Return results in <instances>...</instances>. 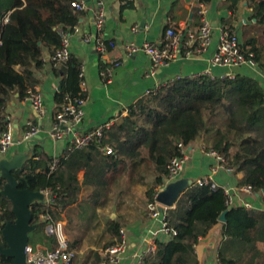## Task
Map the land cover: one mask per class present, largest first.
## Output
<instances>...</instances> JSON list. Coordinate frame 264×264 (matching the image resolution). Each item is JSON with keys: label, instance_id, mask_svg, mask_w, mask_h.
<instances>
[{"label": "trees", "instance_id": "trees-1", "mask_svg": "<svg viewBox=\"0 0 264 264\" xmlns=\"http://www.w3.org/2000/svg\"><path fill=\"white\" fill-rule=\"evenodd\" d=\"M72 1L0 0V132L7 123L5 107L10 96L17 92L19 99L25 97L26 89L37 84L33 69L43 64L44 51L51 54L60 46V31L70 33L79 22L81 12L71 5ZM239 1L225 0L228 10H234ZM247 1L251 18L264 26V0ZM4 16L6 21L2 22ZM254 42V38L248 39L245 47L256 60L260 49ZM79 65L71 56L61 66L62 82L54 94V115L66 95L84 96L79 90ZM202 134L211 149L225 158L226 167L243 172L239 184L250 185L255 194L261 195L264 205V91L256 79L241 74L219 78L198 74L167 81L133 103L128 114L112 124L100 142L65 151L54 170L49 169L53 158L35 146L31 156L11 174L20 189H50L54 202L47 211L55 219L78 201L82 186L92 187L83 204L93 208L104 204L110 185L119 182V175L129 169L142 184L147 176H153L146 189V197L151 200L155 187L164 183L170 158L181 154L178 143L188 147ZM106 145L112 148L111 153L104 151ZM232 147L236 148L233 153ZM81 170L83 179L79 183ZM3 184L0 177V190ZM42 206L39 200L29 205L36 233L44 226L40 219L45 213ZM11 208L10 200L0 193V221L14 220ZM81 208L86 211L84 206ZM223 211L220 264H264V253L258 246L264 244V210L241 205L227 209L222 187L210 189L197 184L188 185L175 208L167 210L168 225L176 234L157 239L155 251L145 257L146 264H198L193 245L219 222ZM118 230L116 225L117 235ZM73 237L67 241L70 250L81 241L79 235ZM0 245H5L1 236ZM0 263L11 264V259L0 254Z\"/></svg>", "mask_w": 264, "mask_h": 264}, {"label": "crops", "instance_id": "crops-1", "mask_svg": "<svg viewBox=\"0 0 264 264\" xmlns=\"http://www.w3.org/2000/svg\"><path fill=\"white\" fill-rule=\"evenodd\" d=\"M96 1L84 0L85 8L80 9L79 22L76 24L80 32H70L67 36L70 55L84 68L83 129H92L105 122H120L128 114L130 106L145 96L147 90H155L178 77L205 74L211 78H219L227 73L230 76L241 74L256 79L264 91V35L259 30L260 24L251 18V7L247 0L239 1L232 11L228 10L225 0H207V17L212 27L211 44L200 53L177 58L159 67L154 75H149V59L144 53L137 52L126 56L123 45L127 42L141 44L144 41L159 40L167 21L184 35L187 29L196 30L200 23L198 0H103L105 20L102 35L114 40L116 45L102 55L96 51L92 42H84L82 39L83 33L97 34L93 14ZM134 25L138 27L136 33L131 32ZM224 25L234 29L245 50H249V47H245V42L251 38L255 39L254 45L260 49L256 54L255 65L245 63L229 68L210 63L218 42L219 30ZM49 55L50 51L45 50V62L41 67L33 69L37 79L35 86L42 95L44 114L37 115L27 101L19 99L17 92L12 94L5 107V114L7 122L12 126L13 144L5 154H0V158L9 159L16 154L27 157L32 154L35 146L43 149L52 158L68 151L65 141L52 140L48 135L56 109L54 94L61 88L63 65L51 66L47 62ZM113 59L119 61V65L112 69V75L107 78L103 71ZM27 120L37 123L40 132L31 139L23 140L22 134ZM235 150L236 148L232 147L230 152ZM211 151L213 150L210 142L206 135L202 134L186 147L189 159L181 174L173 181H183L191 185L203 175H211L219 187L230 191L236 205H239L240 200H245L253 209L264 210L261 195L239 191L244 185L239 184L243 172L227 171L225 163L220 164ZM213 166L216 167L215 173L211 171ZM152 177L147 176L145 184H142L138 182V175H133L130 169L127 170L119 175V182L110 185L108 200L95 208L83 204L82 201L91 192L92 187H81L78 201L64 209L58 219L53 218L61 224L67 241H71L75 235L81 238L78 247L72 249V264H93L96 261L98 264H135V254L145 247L148 238L157 240L170 237L160 230L158 220L147 216L146 189L151 184ZM82 179L81 170L78 173L79 183ZM183 191L171 206L166 207L167 209L175 208ZM83 206L87 212L81 208ZM221 223L219 221L214 224L207 234L201 236L194 244L197 263L220 264L219 248L223 243ZM116 225L126 229L127 250L120 261L110 263L107 261L105 249L118 237L114 231ZM41 232V240L35 243L34 249L44 251L53 248L56 238L48 236L43 230Z\"/></svg>", "mask_w": 264, "mask_h": 264}, {"label": "built area", "instance_id": "built-area-1", "mask_svg": "<svg viewBox=\"0 0 264 264\" xmlns=\"http://www.w3.org/2000/svg\"><path fill=\"white\" fill-rule=\"evenodd\" d=\"M71 5L77 9L85 8L84 0H74ZM199 19L200 23L196 30L187 29L185 35L179 29H177L170 21L166 22L164 32L161 38L157 41H144L141 44L135 42H127L123 45L124 53L126 56H132L137 52L144 53L149 59V75H154L156 70L164 65H167L171 61L180 57L193 56L194 53H200L204 51L212 42V27L209 18L207 17V6L205 2L199 1ZM94 23L96 26L97 34L91 35L87 33L82 34L84 42H92L94 48L99 54H105L108 49L115 47V41L112 39L104 38L102 35V26L105 20L103 10V0H97L93 9ZM6 21V16L2 18V22ZM138 30L137 25L131 28L132 33H136ZM61 32V43L59 47H56L54 51L49 55L47 62L53 67H57L66 63L71 55L68 49L69 33ZM80 32L77 25L71 28V33ZM45 60H43V63ZM210 63L216 66L222 67H235L245 63L251 65L256 64L254 53L250 50L242 48L237 34L230 26L224 25L219 30L218 42L216 48L210 58ZM119 65V61L113 59L108 65L105 66L103 74L109 78L112 75V69ZM264 69V64H263ZM79 90L80 93L85 92L84 82V68L79 65ZM222 77H233L229 73ZM172 81V80H171ZM154 90H147L149 94ZM32 107L33 111L42 116L44 114L43 100L41 91L37 86L28 87L26 89V95L23 98ZM84 96H78L71 98L68 95L64 97L60 109L56 112L53 119L50 122L48 128V135L52 140L65 141L67 143V149H81L92 142H100L103 138L105 131L111 126L112 122H105L96 125L92 129L85 130L82 127L84 111ZM25 129L22 134L23 140H28L36 136L40 132V126L37 123H33L31 120L25 122ZM13 144L12 126L9 122L6 123L5 128L0 132V154H5ZM180 148V155L170 158L166 165L167 175L164 179V183L154 190L152 199L147 202V216L149 218L158 220L160 223V230L172 236L176 234V231L168 225L167 206L161 205L156 199L157 193L167 183L175 180L183 171L184 166L189 159L186 152V147L181 142L178 143ZM106 153H111L112 148L108 145L104 146ZM215 155L220 164L225 163V158L215 151H211ZM58 161V157H54L49 169L52 171L55 169ZM227 171H232V168L226 167ZM212 173L216 172V167L211 168ZM1 177V173H0ZM194 184L206 185L210 189L218 187L216 182L212 179L211 175H203L198 178ZM239 191H243L249 194H253L252 187L248 184H244L239 188ZM44 199L43 209L45 213L40 214L41 221L44 222V232L48 236L56 237V245L53 248L46 249L44 251H38L32 246L27 245L25 260L29 264H71L74 258L73 250L68 249L67 240L62 232L61 224L53 220V217L48 213V209L54 202V195L49 188L40 190ZM224 203L228 207L236 205L235 198L226 188H223ZM239 205L246 209H252V205L245 201L240 200ZM162 206V210L159 209ZM4 221H0V236L3 228ZM201 237H198L199 240ZM127 232L126 229L121 227L118 230V237L115 242L105 249L107 261L110 263H116L120 261L127 250ZM194 247V245H193ZM156 249V240L150 237L146 241L145 247L135 254V264H146L145 257L154 252ZM199 264V263H198Z\"/></svg>", "mask_w": 264, "mask_h": 264}, {"label": "water", "instance_id": "water-1", "mask_svg": "<svg viewBox=\"0 0 264 264\" xmlns=\"http://www.w3.org/2000/svg\"><path fill=\"white\" fill-rule=\"evenodd\" d=\"M30 156L25 157L21 154H16L9 159L0 158V173L4 180L0 193L10 200L14 214V220L5 221L1 230V238L5 245H0V254L10 258L11 264H29L25 260L27 245H29L28 234L36 228V224L31 223L29 205L34 200L42 201L44 199L40 191L18 188L17 180L11 174L12 170L21 167ZM186 185L183 181L167 183L157 193V201L161 205L171 206L177 200L178 195L186 189L188 186ZM261 193L264 195V189ZM256 194L259 195V193ZM159 209L162 210V206H159ZM225 211L218 218L221 222H225Z\"/></svg>", "mask_w": 264, "mask_h": 264}, {"label": "rangeland", "instance_id": "rangeland-1", "mask_svg": "<svg viewBox=\"0 0 264 264\" xmlns=\"http://www.w3.org/2000/svg\"><path fill=\"white\" fill-rule=\"evenodd\" d=\"M263 29H264V26L262 25H259V30L261 31V33L263 32ZM152 175H149V178H151ZM153 178V177H152ZM43 231H44V226H43ZM42 232H30L29 236H30V239H29V244L34 248L35 246V243L37 241H40L41 240V237H42ZM259 248L263 251L264 253V244L260 243L258 244ZM228 255V254H227ZM243 264V263H242Z\"/></svg>", "mask_w": 264, "mask_h": 264}]
</instances>
